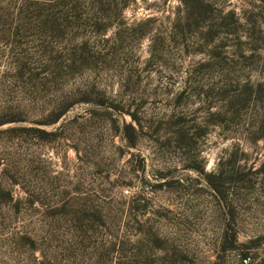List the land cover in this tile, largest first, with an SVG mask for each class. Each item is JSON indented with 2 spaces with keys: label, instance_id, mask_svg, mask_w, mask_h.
I'll return each instance as SVG.
<instances>
[{
  "label": "rangeland",
  "instance_id": "374dc122",
  "mask_svg": "<svg viewBox=\"0 0 264 264\" xmlns=\"http://www.w3.org/2000/svg\"><path fill=\"white\" fill-rule=\"evenodd\" d=\"M0 264H264V0H0Z\"/></svg>",
  "mask_w": 264,
  "mask_h": 264
}]
</instances>
